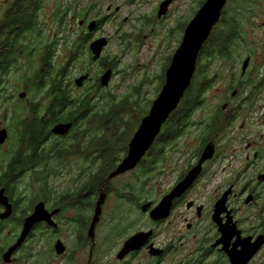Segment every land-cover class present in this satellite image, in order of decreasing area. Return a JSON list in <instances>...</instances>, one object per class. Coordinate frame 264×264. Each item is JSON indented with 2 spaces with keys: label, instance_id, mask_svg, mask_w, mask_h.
<instances>
[{
  "label": "flooded vegetation",
  "instance_id": "obj_1",
  "mask_svg": "<svg viewBox=\"0 0 264 264\" xmlns=\"http://www.w3.org/2000/svg\"><path fill=\"white\" fill-rule=\"evenodd\" d=\"M224 15L209 42L226 23ZM6 20L5 14L0 20V133L7 136L0 143V264H264V40L247 49L206 45L209 51H243L228 61L226 76L221 70L222 78L210 79L206 94L215 82L223 83L217 99L206 95L204 104L188 112L185 127L179 126L183 112L178 109L138 166L111 177L136 133L118 166L106 171L114 152L101 140L97 100L108 88L89 94L86 84L72 97L91 98L95 109L76 111L77 119L61 118L67 112L52 109L56 95L48 88L33 92L24 82L22 90L15 75L49 59L51 43L57 47L53 62L65 64V37L53 32L50 40L47 30L3 29ZM91 35L89 44L103 37ZM91 56V83L98 85L112 63L96 72L92 66L101 60ZM208 64L212 69L213 62ZM62 123L73 126L65 135L54 133ZM173 193L178 195L169 214L155 220L152 212ZM102 195L106 201L92 237ZM42 205L49 218L35 222L20 244L28 220ZM141 233L149 234L147 242L120 257ZM261 241L252 257L234 261L227 250L243 252ZM104 242L111 244L100 254Z\"/></svg>",
  "mask_w": 264,
  "mask_h": 264
},
{
  "label": "trees",
  "instance_id": "obj_2",
  "mask_svg": "<svg viewBox=\"0 0 264 264\" xmlns=\"http://www.w3.org/2000/svg\"><path fill=\"white\" fill-rule=\"evenodd\" d=\"M47 1L48 0H14L10 11L6 14L7 20L2 28L16 29L18 31L44 30L42 10ZM247 2L250 4L236 7V16L233 17L231 22L226 19V23L217 29L216 33L213 35L212 41L207 45L210 44L216 48L249 47L248 27L252 25V19L256 14L254 9H256L257 4L255 0H249ZM94 9V4L89 5L87 8H82L81 0H58L53 15V21L57 26L56 35L59 36L60 34H64L66 39L65 45L68 52L65 64L53 62V53L57 50V47L55 48L54 44L51 43L48 52L49 59H44L41 66L35 65L34 61L33 65L26 70L27 74H24V79L28 82V85L33 88V92L39 90L46 91L48 88L51 94L56 95L54 100L55 105L52 109H62L67 112L65 115H59L61 118L74 117L77 119L79 116L76 115V111H91L95 109V102L91 98L80 99L72 97L76 93H82V88L76 85V77L70 75L73 68L77 67L80 68L79 73L81 74L91 72L89 68L91 65L88 63L90 60V64L93 62L92 53L89 50V42L92 40V35L87 33L86 24L89 23V15L94 12ZM74 20L75 22L76 20L79 21V27L77 28L81 31L79 34L76 33L75 30L71 33V26ZM82 22H84L85 25L82 26ZM98 23L99 29L103 21H99ZM18 38L33 39L34 37L32 35L24 34L22 36L19 34ZM203 51L201 54L202 58L200 57V70L198 76L195 77L191 88L188 90L179 107V111L183 112L181 121L179 122L180 127L188 126V112L199 108L205 103L206 91L209 86L208 84H210V79H215L217 77L209 74L210 65L208 63L234 62L237 59L236 56H239L243 52L237 49H214L212 51L204 49ZM88 52L89 55L87 54ZM79 63H81L80 66H78ZM72 65H74L73 68ZM112 68H115V63L112 64ZM219 70L220 69H218L217 72H220ZM86 84H88L87 86L89 89L87 93L89 94L99 92L98 90L104 88L100 80L98 85L92 84L91 80L87 81ZM96 89L98 90L96 91ZM104 93L103 99L97 100V122L99 133L101 137H103L101 140H103L105 147H107V143L109 142V150L113 148L114 160L112 165H110V169L106 170L110 171L118 166L121 155L126 152V145H128L129 140L133 138L150 110L148 111L143 108L144 96L140 93H136V99L131 98V96L117 99L116 96H111L106 93V91ZM60 94H64L65 97L63 99L57 98ZM153 104L154 101L148 103V106H153ZM110 134L113 135L111 143L108 141ZM167 142L172 143L173 139L170 138ZM103 172L105 171L100 172V178L104 175Z\"/></svg>",
  "mask_w": 264,
  "mask_h": 264
},
{
  "label": "rangeland",
  "instance_id": "obj_3",
  "mask_svg": "<svg viewBox=\"0 0 264 264\" xmlns=\"http://www.w3.org/2000/svg\"><path fill=\"white\" fill-rule=\"evenodd\" d=\"M163 1L165 0H81L82 8L95 5L94 12L89 15V22L103 21L100 28L93 32H90L88 27L87 33H93L94 38L106 36L110 40L101 58L102 63L99 60V63L93 65L92 68L99 72L103 63H115L112 82L110 86L105 87L109 90L108 94L116 96L117 99L127 96L136 99V93H140L144 96L142 106L148 111L152 108L151 105L148 106V103L155 102L165 85L167 71L183 41L189 23L207 0H175L169 12L163 18H159L158 12ZM247 1L229 0L225 9V20L228 19L231 22L236 16V7L250 4ZM13 2L14 0H0V20L10 11ZM255 2L258 11L252 19V25L248 27L249 47L259 45L264 40V0H255ZM57 4L58 0H48L42 10L43 27L44 30L51 32L50 40H53V32L57 31V26L53 21ZM78 23V20L73 21L71 33L73 30L78 34L81 32L77 29ZM247 48L248 46L245 47ZM67 52L66 49V58ZM87 54L89 55V52ZM224 63L222 67H220L221 62L214 64L210 69L211 73L213 72L212 76L222 78L219 75L221 70L225 72V76L227 75L229 65ZM218 69L220 72H217ZM199 70L198 67L195 77L198 76ZM79 72V67L73 68L70 75L77 78L81 74ZM24 73L27 74L23 70L15 75L17 85L22 87V90L26 88V84L22 85V82L28 84L26 80H22ZM222 86V82H215V88L206 94L210 100L217 99L216 89ZM10 88L16 91V83ZM114 235H116L115 232ZM110 244L102 243L100 254H103Z\"/></svg>",
  "mask_w": 264,
  "mask_h": 264
},
{
  "label": "water",
  "instance_id": "obj_4",
  "mask_svg": "<svg viewBox=\"0 0 264 264\" xmlns=\"http://www.w3.org/2000/svg\"><path fill=\"white\" fill-rule=\"evenodd\" d=\"M174 1L175 0H165L161 3L160 10L158 12L159 18H163V16L169 12ZM228 2L229 0H207L194 19L189 23L185 31L183 41L177 49L173 57L172 64L167 71L166 82L161 93L155 100L149 114L144 118L142 124L136 132L130 144L128 156L111 175V177H116L136 168L150 148L154 145L158 136L161 134L164 125L179 109L197 74L202 51L209 42L214 30L221 22ZM83 23L84 22H82V24ZM98 26V21H91L88 26L89 31H95ZM109 43L110 40L106 36L91 42L90 51L93 54V60L95 62L101 60ZM247 62H249V60ZM114 72L115 70L111 68L102 75L101 84L103 87L110 86ZM89 80H91V75L88 73L77 77L75 79V83L79 88H83ZM72 126L73 124L71 123H62L57 125L53 131L56 134L65 135L71 130ZM6 138V131L0 133V143H3ZM207 158L208 157L206 155L203 161ZM194 179L195 174L194 176H191L189 180L190 182H193ZM177 195V193H173L166 197L162 204L152 212V217L155 220H160L161 218L166 217L169 214L172 203ZM105 201L106 195H102L90 234L92 237H95V229L101 220ZM150 207L151 204H147L145 209L147 210ZM47 218H49V215L43 205L39 206L35 215L28 220L25 234L20 241V244L26 238L35 222ZM145 235L147 236L149 234L141 233L129 240L124 250L121 252L120 257H125L130 252L141 248L147 242V237ZM262 244L263 241L259 242V244H257L253 249L246 246L243 252H238L236 249L230 250L229 247L227 250L230 256L233 257L234 261H236V257L254 256ZM64 251V246L60 243L59 252L62 254Z\"/></svg>",
  "mask_w": 264,
  "mask_h": 264
}]
</instances>
